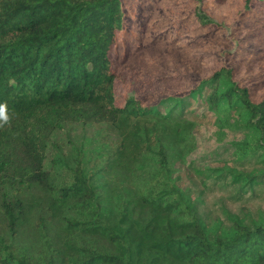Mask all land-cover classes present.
Returning a JSON list of instances; mask_svg holds the SVG:
<instances>
[{
	"label": "trees",
	"instance_id": "16d2710c",
	"mask_svg": "<svg viewBox=\"0 0 264 264\" xmlns=\"http://www.w3.org/2000/svg\"><path fill=\"white\" fill-rule=\"evenodd\" d=\"M256 1L242 0L240 14ZM196 18L202 27L221 25L204 8ZM131 21L126 0H0V105L9 116L0 121V264H264V219L230 215L228 226L212 231L174 177L175 160L196 146V123L185 112L205 91L218 128L233 127L236 113L234 124L249 135L235 143L237 158L264 162V95L255 96L251 77L237 78L236 66L218 62L188 89L157 102L129 95L118 104L115 85L128 76L114 68L111 52ZM89 122L111 128L113 150L95 185L81 166L62 182L45 166L52 137ZM52 162L63 165L59 157ZM206 172L252 186L264 178L231 169L199 173ZM115 174L142 184L119 198L110 186ZM45 216L61 236L38 258L19 257L7 242L29 225L48 233ZM77 232L94 237L95 248L75 243Z\"/></svg>",
	"mask_w": 264,
	"mask_h": 264
},
{
	"label": "rangeland",
	"instance_id": "374dc122",
	"mask_svg": "<svg viewBox=\"0 0 264 264\" xmlns=\"http://www.w3.org/2000/svg\"><path fill=\"white\" fill-rule=\"evenodd\" d=\"M126 3L132 21L129 28L118 34L111 52L114 68L128 76L125 83L118 81L115 85L118 104H124L129 95L157 102L164 94L188 89L208 73L209 66L218 62L236 66L237 78L245 82L244 75L251 77L250 88L255 96L264 95V0L256 1L248 15L240 14L242 0H231L224 6L213 0H126ZM198 8L199 11L204 8L221 25L202 27L196 18ZM209 93L205 91L202 99L193 101L185 112V118L196 123V146L190 155L175 160L174 177L212 231L228 226L230 215L246 222H261L264 178L252 186L234 184L230 177L219 179L220 172L199 173L231 169L255 177L264 174L262 159L237 158L235 143L249 141V135L234 124L238 120L236 113L230 117L233 127L218 128V115L204 102ZM116 138L105 124L67 125L52 137L46 169L56 173L60 181L69 182L72 169L81 166L95 185V173L112 152ZM55 157L63 165L53 163ZM110 180L119 198L142 184L138 176L130 178L123 174H115ZM43 222L48 233H39L29 225L19 237L7 242L18 248L19 257L38 258L52 236L62 234L56 221L45 216ZM74 240L80 246L95 248V238L88 234L77 232Z\"/></svg>",
	"mask_w": 264,
	"mask_h": 264
},
{
	"label": "clouds",
	"instance_id": "9594fccd",
	"mask_svg": "<svg viewBox=\"0 0 264 264\" xmlns=\"http://www.w3.org/2000/svg\"><path fill=\"white\" fill-rule=\"evenodd\" d=\"M0 121H3L4 123H8L9 121V116L7 115L6 105H0Z\"/></svg>",
	"mask_w": 264,
	"mask_h": 264
}]
</instances>
